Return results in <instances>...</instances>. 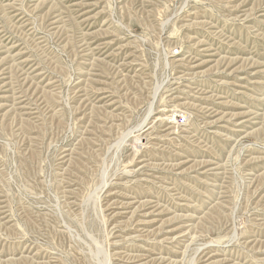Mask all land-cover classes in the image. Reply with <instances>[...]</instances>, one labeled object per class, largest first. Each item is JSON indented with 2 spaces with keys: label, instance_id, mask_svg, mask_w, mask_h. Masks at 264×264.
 Wrapping results in <instances>:
<instances>
[{
  "label": "rangeland",
  "instance_id": "374dc122",
  "mask_svg": "<svg viewBox=\"0 0 264 264\" xmlns=\"http://www.w3.org/2000/svg\"><path fill=\"white\" fill-rule=\"evenodd\" d=\"M213 261L264 264V0H0V264Z\"/></svg>",
  "mask_w": 264,
  "mask_h": 264
},
{
  "label": "bare ground",
  "instance_id": "6f19581e",
  "mask_svg": "<svg viewBox=\"0 0 264 264\" xmlns=\"http://www.w3.org/2000/svg\"><path fill=\"white\" fill-rule=\"evenodd\" d=\"M181 65H182V64H181ZM197 67H198V66H197ZM6 98H7V97H6ZM4 106H5V105H4ZM22 107H23V106H22ZM20 108H21V107H20ZM21 109H22V108H21ZM148 117H149V116H148ZM146 120H147V119H146ZM29 121H30V120H29ZM143 129H144V128H143ZM138 141H139V140H138ZM137 147H138V146H137ZM137 147H136V149H138ZM137 151H138V150H137ZM137 151H136V152H137ZM138 152H139V151H138ZM70 155H71V154H70ZM147 160H148V159H147ZM254 161H255V160H254ZM145 162H146V161H145ZM209 164H210V163H209ZM210 165H211V164H210ZM203 166H204V165H203ZM205 166H206V165H205ZM130 171H132V169H131ZM130 173H131V172H130ZM123 175H124V174H123ZM122 177H123V176H122ZM123 178H125V176H124ZM119 179H120V178H119ZM150 201H151V200H150ZM155 201H156V200H155ZM156 203H157V202H156ZM156 203H155V204H156ZM125 204H126V203H125ZM120 205H122V204H120ZM120 205H119V206H120ZM128 205H130V204L128 203ZM144 206H145V204L143 205V207H144ZM159 206H160V205H159ZM125 207H126V206H125ZM127 208H128V207H127ZM124 209H125V208H124ZM121 211H122V210H121ZM155 211H157V210H155ZM157 212H158V211H157ZM122 213H123V212H122ZM117 214H118V213H117ZM119 214H120V213H119ZM119 216H120V215H119ZM121 216H123V214H122ZM141 221H142V220H141ZM136 224H137V223H136ZM145 224H146V223H145ZM253 247H254V246H253ZM202 255H203V254H202ZM203 258H204V257H203ZM212 258H213V257H212ZM200 259H201V258H200ZM201 260H202V259H201ZM204 262H205V261H204ZM222 262H223V261H222ZM172 263H173V262H172ZM210 263H211V262H210ZM212 263L215 264L214 261H213ZM220 263H221V262H220ZM218 264H219V262H218ZM222 264H223V263H222Z\"/></svg>",
  "mask_w": 264,
  "mask_h": 264
}]
</instances>
